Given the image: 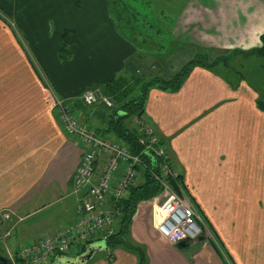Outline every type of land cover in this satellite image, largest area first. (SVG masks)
Segmentation results:
<instances>
[{
	"label": "crops",
	"instance_id": "obj_1",
	"mask_svg": "<svg viewBox=\"0 0 264 264\" xmlns=\"http://www.w3.org/2000/svg\"><path fill=\"white\" fill-rule=\"evenodd\" d=\"M261 1L201 0L181 5L171 28L176 38L184 37L182 47L193 54L177 67L165 62L174 57L177 46L171 43L175 40L168 51L162 50L165 39L150 53L134 47L115 26L107 0H0V9L16 24L28 53L41 68L46 82L41 83L46 106L42 119L49 134L22 135L26 149L18 136L0 135V212L20 215L27 237L21 241L20 233L13 232L0 244L3 256L14 259L29 238L39 241L79 216L72 178L83 149L64 134L55 117V97L80 102L85 90H95L125 75L127 69L149 75L159 71L158 76L169 79L206 52L196 46L201 45L226 49L228 67L194 68L175 93L151 90L145 115L178 162L185 186L232 264H264V111L258 105L264 104V60L253 52L261 47L264 33ZM255 2L260 4L256 9ZM65 29L73 30L79 43L70 47V59L62 62L58 51ZM249 58L258 61L262 76L258 83L245 78ZM231 60H238L237 65ZM98 110H90L91 122L105 121L107 111ZM17 145L23 147L21 152ZM146 222L138 211L130 230L133 239L147 247L146 264H225L204 234L179 245L157 236ZM71 250L68 257L72 258L80 251L76 248L78 254L72 256ZM105 251L109 255L110 250ZM111 252L110 260L108 255L105 260L93 256L85 264L139 263L138 254L124 247Z\"/></svg>",
	"mask_w": 264,
	"mask_h": 264
},
{
	"label": "built area",
	"instance_id": "obj_2",
	"mask_svg": "<svg viewBox=\"0 0 264 264\" xmlns=\"http://www.w3.org/2000/svg\"><path fill=\"white\" fill-rule=\"evenodd\" d=\"M97 97L93 89L82 93L85 105L95 103ZM103 102L112 105L106 97ZM54 103L55 116L63 132L83 148L72 188L79 216L73 224L24 246L18 253L23 264H55L68 257L73 247L81 250L92 239L106 238L114 230L120 215L119 202L127 197L129 188L142 181L146 165L141 154L153 153L163 159L159 173L154 174L165 195L159 207L157 231L172 243L192 241L201 234L216 242L213 231L202 214H197L187 191L178 184L176 189L171 185L181 172L150 120L133 118L132 125L137 129L139 144L144 148L143 153L135 154L122 142L101 137L94 127L80 122L71 103L58 96ZM225 261L229 264L227 258Z\"/></svg>",
	"mask_w": 264,
	"mask_h": 264
},
{
	"label": "rangeland",
	"instance_id": "obj_3",
	"mask_svg": "<svg viewBox=\"0 0 264 264\" xmlns=\"http://www.w3.org/2000/svg\"><path fill=\"white\" fill-rule=\"evenodd\" d=\"M200 1L201 0H107V3L109 13L115 26L123 34V36L128 38V40L133 41L135 44L134 47L143 48L145 49V52L150 53V49L156 51L155 45L157 42L165 39L167 44L162 50L168 51L169 49L172 50L170 43L172 40H175L176 43H171L174 46H177L176 49H173L175 50L174 57L169 56L165 59V62L168 64L172 63L179 67L183 62L191 58L193 51L189 50V48L182 47V45H184V37L181 39L180 37L176 38V33H173L174 28H171V25L176 23V20L173 18L180 15L181 5L187 2L189 4L196 5ZM261 2L264 3V0ZM259 6L260 4L258 2L253 3V8L256 9V7ZM2 12L3 10L0 9V15L6 18V14ZM7 19L9 20L8 22L12 28L8 27L0 20V135L18 136L21 141H24V143L21 142V144H23L25 148V146H27V140L23 139L22 135H49L46 133L48 125L45 124V120L43 121L42 119V115L45 114L44 111L46 107L44 101L45 97L41 94V85L44 83L41 84L40 79L36 76L29 61L27 60L21 45L17 43L15 39V35L17 34V37H19L23 46L27 49V43L23 39L22 33L19 31L12 19ZM196 46L199 50H202V52H209V58L212 57L211 55L214 56L216 53L223 54L227 52L226 49L218 47L208 48L206 46L204 49L201 45ZM164 51H162V53H164ZM176 53L177 55H175ZM236 62H238V60H231V63L234 65H237ZM247 67L248 70H246L247 75H245V78H248L251 82L254 81L258 83L259 80H261V77L264 76V68H261L263 71L261 70L262 76L260 77V74H258L259 65L256 59H247ZM131 70L127 69L126 71L128 73H132L131 75L140 74V72L133 74L135 72H133V69ZM151 72H153L151 75L144 73V76L148 77L160 75L159 71ZM262 85L264 86V80ZM95 91L98 94L97 101L93 104L87 105L90 110H95L96 108L99 109V106L104 104L103 98H105V96L102 94L101 90L96 88ZM80 122L82 121L80 120ZM45 130L46 132H44ZM21 148L19 149V146H16V149L20 152L22 150ZM74 176L72 179H74ZM162 193L163 189L162 192L154 199L142 202L140 206H143H141L142 208L138 210L139 215L146 218V224L150 225L158 234L157 236L161 237H163L162 234L157 231V222L159 220L158 212L160 203L163 201V197L165 196L164 193ZM73 199H76L75 195ZM195 209L197 214L200 216V210L196 205ZM201 217L203 220L205 218L210 230L214 233L216 242L221 247L218 246V244L211 238L209 239V244H212L216 250L219 249V254L222 257L227 258V262L229 264H232V259L227 254L224 255L223 251L225 248L220 239L217 237L214 228L212 229L209 221L204 215H201ZM21 222L22 219L18 214H12L10 211L0 212V244L4 245L7 238L10 237L13 232L15 235L20 233L18 236L21 241L27 239L24 233H22V225L24 223L21 224ZM116 227L117 225L114 226V230ZM129 239L133 245L139 246L140 249L145 252L147 248L146 245L142 244L139 240L135 241L131 235V231ZM33 240L34 238H29L28 241H25V243L21 245V249L31 243V241L34 243L35 241ZM74 248L75 249L71 250L72 256H76V253L78 254L76 248L80 250L79 247ZM14 254L15 253L11 252V255ZM3 255H6V253L4 251H0V256ZM105 255L107 256L108 254H106L105 249H102L95 252L94 258L98 259L102 257L105 260ZM12 261L14 262L15 259H12Z\"/></svg>",
	"mask_w": 264,
	"mask_h": 264
},
{
	"label": "trees",
	"instance_id": "obj_4",
	"mask_svg": "<svg viewBox=\"0 0 264 264\" xmlns=\"http://www.w3.org/2000/svg\"><path fill=\"white\" fill-rule=\"evenodd\" d=\"M7 18H9L8 15H6V18L0 15V20L5 25L12 28ZM15 36L17 43L21 45L27 57V60L29 61L36 76L40 79L41 83L46 84V82H44L45 79L43 77V74H41L40 66L38 65L36 60L32 58V56L28 53L19 37H17V34ZM61 38L62 46L59 50L58 59L60 61L69 60L71 57L70 47L78 44L79 39L76 33L73 30L69 29H65L62 32ZM260 39L262 42L261 47L254 49L253 52L259 54L260 57H262V59L264 60V33L261 35ZM208 54V52H203L202 54L196 55L190 61L186 62L182 66V68L169 79L163 78L158 75L147 77L144 76V73H140L139 75H131L132 73L126 72L125 75L118 76L105 85L100 86L99 89L101 90L102 94L112 103L110 107L105 104H101V106H99L100 108L97 111L98 113H102L101 111L103 110L107 111L105 117H103L105 119L104 122L98 121L97 123H95L94 121L91 122V120H89V116L91 115L90 108L83 103V100L80 102H69L72 105V111H74L76 115H78L82 123L94 127L96 133L99 136L120 141L123 144L127 145L132 153L141 154L143 153L144 148L139 144L140 135L137 129L132 125V122L133 118L135 117H143L147 119L145 115V109L150 91L153 89H157L168 93L178 92L182 88L185 79L193 71L194 68L200 67L209 70L212 68H216L219 64L222 65L229 62V59H227L223 54H219L213 58H209ZM136 73L139 72L135 71V73L133 74ZM258 105L260 106L259 108L264 111V104L262 102H259ZM161 141L165 144V141L163 139H161ZM141 156L146 165L145 170L143 171L142 181L136 186L129 188L127 197L119 202L118 208L120 211V215L116 220V224L114 225H117V227L111 233L107 234L106 238H95L92 239V241H90L88 244L89 246L93 242L104 240L106 249L110 250V253L107 257L109 260L112 259L111 250H114L118 247H124L138 254V264H146L147 262L145 252L140 249L139 246H135L130 242V229L135 215L138 211L139 205L142 202H147L154 199L162 192V187L159 181L155 178L154 174L159 173L163 163V159L153 153L141 154ZM171 159L173 163L178 166V162L174 159V157L171 156ZM171 182V185L175 189L177 188V184L180 185V187L184 188L190 196L193 205L197 206L193 197L189 193L188 188L183 182L182 173H180L176 180H172ZM200 213L204 215L201 211ZM88 246H83L79 251V254L84 252ZM218 250L219 249H217V251ZM223 253L227 254L230 257L226 249H224ZM14 259L15 264H23L18 255H16ZM223 259L225 261L224 257ZM225 264H227L226 261Z\"/></svg>",
	"mask_w": 264,
	"mask_h": 264
},
{
	"label": "water",
	"instance_id": "obj_5",
	"mask_svg": "<svg viewBox=\"0 0 264 264\" xmlns=\"http://www.w3.org/2000/svg\"><path fill=\"white\" fill-rule=\"evenodd\" d=\"M179 245H185L184 242H179ZM105 241H96L91 243L84 252L78 254L76 257H66L59 259L55 264H85L87 263L95 254V252L105 249ZM0 264H15L11 259L0 256Z\"/></svg>",
	"mask_w": 264,
	"mask_h": 264
}]
</instances>
